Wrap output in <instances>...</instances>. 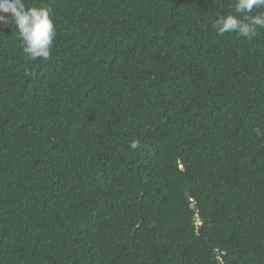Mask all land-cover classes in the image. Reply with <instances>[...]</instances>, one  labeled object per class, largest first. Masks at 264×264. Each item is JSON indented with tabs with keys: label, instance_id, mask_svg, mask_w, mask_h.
<instances>
[{
	"label": "trees",
	"instance_id": "1",
	"mask_svg": "<svg viewBox=\"0 0 264 264\" xmlns=\"http://www.w3.org/2000/svg\"><path fill=\"white\" fill-rule=\"evenodd\" d=\"M234 2L24 0L35 61L6 14L0 264H264V28L218 35Z\"/></svg>",
	"mask_w": 264,
	"mask_h": 264
},
{
	"label": "clouds",
	"instance_id": "2",
	"mask_svg": "<svg viewBox=\"0 0 264 264\" xmlns=\"http://www.w3.org/2000/svg\"><path fill=\"white\" fill-rule=\"evenodd\" d=\"M264 9V0H235L233 11L221 15L214 23L218 35L237 33L242 36L254 35L257 28H264V11L251 14L253 9ZM0 24L10 22L6 14H10L19 36L23 42V51L32 61L38 58L48 59L56 35L51 10L46 7H26L24 0H0ZM258 136L262 135L256 129ZM132 149L137 142L130 143Z\"/></svg>",
	"mask_w": 264,
	"mask_h": 264
}]
</instances>
